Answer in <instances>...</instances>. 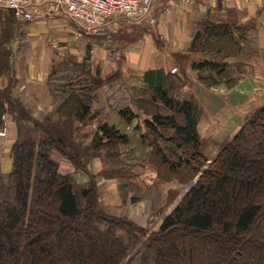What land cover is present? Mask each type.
<instances>
[{
  "label": "trees",
  "instance_id": "trees-1",
  "mask_svg": "<svg viewBox=\"0 0 264 264\" xmlns=\"http://www.w3.org/2000/svg\"><path fill=\"white\" fill-rule=\"evenodd\" d=\"M17 20L12 9L0 7V80L8 76L5 85L0 81V132L7 114L17 128L11 170L3 172L0 163V264H264V102L209 157L197 132V106L170 96L163 86L154 87L153 101L171 111L144 120L155 138L166 141L165 146L151 142L157 175L163 180L198 178L183 193L173 189L163 206L154 207L151 218L171 205L149 231L101 204L97 176L112 172L88 171L103 145L128 139L104 121L98 123L99 136L88 143L83 139L84 127L98 115L93 108L97 90L112 75L93 72L88 63L63 62L59 69L73 65L80 70L66 75L53 70L49 82L55 84V102L42 117L34 116L15 93L11 73ZM197 25L191 51L223 45L229 49L222 56L237 51L229 20L206 17ZM222 59L207 58L194 66L220 72L227 64ZM120 114L127 122L134 117L128 106ZM167 127L173 131L165 135L161 128ZM119 154L113 148V158ZM61 159L74 170L63 172ZM79 169L89 178L80 181L75 176ZM121 173L113 168V176Z\"/></svg>",
  "mask_w": 264,
  "mask_h": 264
},
{
  "label": "crops",
  "instance_id": "crops-1",
  "mask_svg": "<svg viewBox=\"0 0 264 264\" xmlns=\"http://www.w3.org/2000/svg\"><path fill=\"white\" fill-rule=\"evenodd\" d=\"M121 17L110 18L108 27L118 23ZM206 17L232 22L237 51L222 56L224 50L229 49L225 45L222 49L190 50L197 24ZM56 19L70 23L65 26L71 28L75 36L70 44L62 34L57 39L50 38L51 28L56 29V32L65 29L56 26ZM127 19L149 24L150 28L137 39L129 38L125 42L119 39L120 44L114 51L113 37L106 43L107 39L102 36L104 29L90 32L63 14H45L34 21H23L25 38L30 39L31 47H35L33 53L27 54L29 47L18 52V41L13 43L11 73L16 78L15 93L31 114L39 116L51 110L55 102V84L49 82L51 72L57 69L58 75H66L76 74L80 70L81 66L74 70L73 65L59 69L63 62L88 63L87 66L93 72L99 69L102 76H113L117 72L118 80H112L97 90L93 103V108L99 110L97 118L83 131H89L87 140L90 142L101 134L97 131L96 122L104 121L114 124L128 135V139L118 144L111 141L103 145L101 150L106 152L101 151L100 156L94 157L88 168L92 173H99L106 167L111 170L110 177H97L99 190L109 192L113 181V184L118 185L120 197L108 201L113 205L122 202L118 214L152 231L163 221L166 212L164 210L157 220L148 223L149 216L146 220L142 218L145 212L142 204L148 202L151 210L155 206H163L174 190L183 193L198 177L196 175L192 181H182L176 175L165 180L159 179L151 159L152 141H147V137L153 136V133L149 132L144 120L152 119L155 112L169 114L171 111L160 100L153 101V89L163 86L168 89L170 96L190 100L197 106V132L202 141L201 148L207 156L213 157L211 152L215 147L232 136L251 111L264 102V0H151L150 9L143 18ZM207 58H224L227 64L220 72L194 66ZM174 67L176 70L172 71ZM0 81L5 85L8 76L4 75ZM119 102H123V105H118ZM126 106L134 113L130 122L125 121L120 114V109ZM5 121L6 125L0 134L3 139L0 141L5 139L10 144V151L17 128L11 115H7ZM161 131L168 135L173 128H161ZM144 134H147L146 139ZM153 141H158L160 146L166 145V141L160 137H153ZM113 148L120 150L118 161L123 160L124 156L138 164V171L135 172L137 176H133L131 182L125 178L127 174L123 171L120 176L113 178V163L117 161L113 158ZM2 153L0 148L1 168L7 173L12 168L13 159L9 156L3 160ZM149 193H154L150 196L152 199L146 196ZM180 193L176 200L181 196ZM131 202H134L132 205L139 204L140 211L129 210Z\"/></svg>",
  "mask_w": 264,
  "mask_h": 264
},
{
  "label": "rangeland",
  "instance_id": "rangeland-1",
  "mask_svg": "<svg viewBox=\"0 0 264 264\" xmlns=\"http://www.w3.org/2000/svg\"><path fill=\"white\" fill-rule=\"evenodd\" d=\"M1 7V6H0ZM1 8H4V7H1ZM120 20H119V22L118 23H113V25H111V26H109L108 27V25H105L104 27H102V28H100L99 30H102V29H104L102 32H103V35L102 36H104L106 39H107V41H106V43H108L109 42V40L110 39H112V37H113V51L114 50H116V48L115 47H118L119 46V44H120V42H119V39H121V40H123L124 39V41L123 42H125V39H137V37H139V36H141V35H143L144 33H146L148 30H149V28H150V25L149 24H140V23H137V22H133V21H131V20H129V19H127V18H124V17H121V18H119ZM57 21H56V26L57 25H60V26H62V27H64L65 28V26H67V25H70V23L69 22H67L66 20H62V19H56ZM63 21V22H62ZM67 24V25H66ZM110 25V24H109ZM15 27H16V33H15V36H14V39L12 40V42H11V44L13 45V43L14 42H16V41H18L17 43V45H16V49H17V51L19 52V51H21L22 50V46H23V42H24V39H25V37H27L26 35H25V29H24V24H23V21H21V20H17V22H16V24H15ZM124 30V31H122V30ZM125 29H127V30H125ZM98 30V31H99ZM51 31H52V33H51V37L50 38H58L59 36V34H62L63 36L62 37H65L66 39H67V42H68V44H70L71 42H73L74 40H75V36H74V33H73V30L71 29V28H65L64 30H59L58 32H56L57 30L56 29H54V28H51ZM90 32H95V31H90ZM94 36L96 37V36H98V34H94ZM111 41V40H110ZM35 47V46H34ZM34 47H32V48H30V49H28V50H31V53H33V48ZM113 81H116V80H118L119 79V76L117 75V72H115V73H113ZM111 80V81H112ZM118 105H123V102L121 103V102H119L118 103ZM52 109V108H51ZM95 109V108H94ZM96 110V109H95ZM43 114L44 113H41V114H39V117H42L43 116ZM7 115H10V114H7ZM6 115V116H7ZM12 117V116H11ZM6 118V117H5ZM93 121V120H92ZM91 121V122H92ZM97 121V120H96ZM91 122H89L88 124H91ZM87 124V125H88ZM6 125V121H5V124H4V126ZM86 125V126H87ZM96 125L98 126V123L96 122ZM4 129V128H3ZM3 129L1 130V132H0V134L2 133V131H3ZM88 132L89 131H86L85 133H86V135L83 137V139H84V141L86 142V143H88L89 141L87 140V136H88ZM153 137L154 136H148L147 137V141L148 142H151V141H153ZM3 139V136H1L0 135V140H2ZM16 139V138H15ZM15 141V140H14ZM156 142H158V141H156ZM14 143V142H13ZM9 145L10 144H8V143H6V141H5V139H4V141H0V148L2 149V154L1 155H3L2 156V158H3V160L5 159V158H8L9 156L13 159V156H12V150H11V148H12V145H11V148H10V151H8V147H9ZM219 147H220V145H217L216 147H215V149L211 152L212 154H216L217 153V151L219 150ZM103 153H105L106 151H102ZM123 158V160L121 159V161H118V159L119 158H117V161H114L115 162V164L113 163V167L115 168V167H117V168H119L120 170H122L123 171V173H125V174H127V175H125V178L127 179V180H130V182H131V180L133 179V176L136 174L135 172H137L138 170H136V166L138 165L137 163H135V160H133L132 158L130 159L129 157H122ZM13 161V160H12ZM65 162H67V164L65 163ZM0 163H1V160H0ZM109 163V162H108ZM88 167H89V164H88ZM106 167V166H105ZM60 168L62 169V171L63 172H68V171H70V170H74L73 169V167L71 166V164L68 162V161H66L65 159H61L60 160ZM154 168V167H153ZM2 169V168H1ZM105 169H107V167L105 168ZM155 169V168H154ZM107 170H109V169H107ZM133 170H135V171H133ZM156 170V169H155ZM3 171V170H2ZM88 171L90 172V170H89V168H88ZM110 172H111V170H109ZM77 172H79V174H77ZM82 173V174H81ZM92 173V172H91ZM146 173L148 174L149 173V171H146ZM145 173V174H146ZM157 173V172H156ZM101 175V174H100ZM99 175V176H100ZM75 176L80 180V181H82V180H86V179H88L89 178V174H88V172L87 171H84V170H81V169H79V170H77V171H75ZM102 176H105V175H103L102 174ZM98 177V176H97ZM105 177H107L108 178V176H105ZM116 177H118V176H113V178H116ZM159 177V179H162L163 180V178L162 177H160V176H158ZM167 178V177H166ZM165 178V179H166ZM130 184V183H129ZM97 186H98V181H97ZM100 186V185H99ZM99 186H98V189H101V188H99ZM110 188H111V190L109 191V192H107L106 190L105 191H103V189L100 191L99 190V194H100V200H101V204L104 206V208L106 209V210H108L109 212H112V213H120L121 212V210H120V208L119 207H121L122 206V202H119V203H117V205H113L112 203H110L108 200L109 199H114V200H118L119 199V197H120V191H118V185H115V184H113V181H112V183L110 184ZM179 188L180 189H182V187H180L179 186ZM132 189V191L135 193V191H134V188L132 187L131 188ZM119 190H120V187H119ZM102 194H101V193ZM153 194L154 193H149V194H146V196L147 197H150V196H153ZM150 199H152L151 197H150ZM106 200L108 201L107 203H109V204H107L106 203ZM134 202H131L130 203V207H129V210L132 208V210L133 211H140V207H139V204H134V205H132ZM113 205V206H112ZM121 205V206H120ZM149 203L147 202V203H144V204H142V207H145L143 210H145V212H144V214L142 215L143 217L142 218H144L145 220L147 219V217H148V219L149 218H151V212H152V210H151V208L149 207ZM171 207V206H170ZM167 207H166V209H164V210H162V211H160L159 213H157L156 215H153L152 216V218L149 220V222L148 223H150V222H154L155 220H157V218H159L160 217V214L161 213H163V211L164 212H167Z\"/></svg>",
  "mask_w": 264,
  "mask_h": 264
},
{
  "label": "built area",
  "instance_id": "built-area-1",
  "mask_svg": "<svg viewBox=\"0 0 264 264\" xmlns=\"http://www.w3.org/2000/svg\"><path fill=\"white\" fill-rule=\"evenodd\" d=\"M151 0H0V6L13 10L17 19L34 21L45 14H63L89 31H98L110 18L123 16L141 19L150 9ZM29 45V46H28ZM32 46L25 38L22 50ZM31 54V50H27ZM176 70V67L172 71Z\"/></svg>",
  "mask_w": 264,
  "mask_h": 264
},
{
  "label": "water",
  "instance_id": "water-1",
  "mask_svg": "<svg viewBox=\"0 0 264 264\" xmlns=\"http://www.w3.org/2000/svg\"><path fill=\"white\" fill-rule=\"evenodd\" d=\"M198 178V177H197Z\"/></svg>",
  "mask_w": 264,
  "mask_h": 264
}]
</instances>
